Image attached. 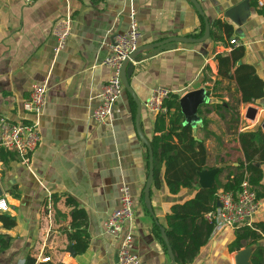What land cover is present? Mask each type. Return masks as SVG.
Masks as SVG:
<instances>
[{
	"label": "crops",
	"instance_id": "crops-1",
	"mask_svg": "<svg viewBox=\"0 0 264 264\" xmlns=\"http://www.w3.org/2000/svg\"><path fill=\"white\" fill-rule=\"evenodd\" d=\"M197 1L211 28L221 20L232 27L231 36L218 31L221 40L216 41L210 30L204 43L178 44L175 50L135 64L130 84L142 104L140 125L149 142L156 135L157 115L147 108L154 89H168L181 99L202 91V100L194 115L186 116V123L195 139L206 145V170H219L234 148L241 158L237 135L228 131L216 111L204 108L199 115L197 109L202 103L234 104L242 99L237 82L219 77L218 68H232L234 75L236 68L248 66L264 84V13L257 0ZM131 8L142 33L139 47L172 37L204 35L199 36L203 26L205 31L204 19L189 0H36L31 6L22 0H0V114L15 123L34 121L24 105L39 84H46L48 99L38 119L42 140L31 164L17 157L5 167L0 159L2 198L9 205V211L0 215L16 220L13 229L0 221V235L10 241L0 253V264H29V258L34 264H119L121 239L108 233L106 223L120 206L124 185L135 197V217L124 232L133 233L134 253L143 264H171L155 226L160 236V228L165 229L176 264H236L238 252L229 251L235 231L217 232L205 224H209L205 216L214 209L194 199L200 183L196 189L173 195L163 168L159 186L153 184L151 190L159 225L150 215L143 194L149 155L137 134V106L132 99L134 114L131 96L122 95L112 123L94 119L101 89L114 73L104 62L115 35L128 31ZM67 14L73 19L71 36L56 55L53 28ZM231 40L238 45H231ZM239 110L240 133L258 128L264 133V96L251 104L241 103ZM74 203L87 214L90 245L82 255L69 251ZM177 205H185L189 213L170 219Z\"/></svg>",
	"mask_w": 264,
	"mask_h": 264
},
{
	"label": "trees",
	"instance_id": "trees-1",
	"mask_svg": "<svg viewBox=\"0 0 264 264\" xmlns=\"http://www.w3.org/2000/svg\"><path fill=\"white\" fill-rule=\"evenodd\" d=\"M255 4V1H254ZM225 31L228 36L232 34V27L216 20L211 28V37L220 41L221 36L218 31ZM204 26L199 36H202ZM219 65L221 64L220 59ZM228 65L226 61H223ZM224 65V66H225ZM232 68H218V75L224 80H235L242 93V99L235 101L234 104H211L202 103L197 113L202 114V109L206 112L216 111L225 121L227 129L230 133L237 135L236 143H238L241 158H237L239 154L236 148L233 155L227 154L223 160L216 177V184L211 189L196 190L194 199L203 205L217 208L218 192L224 190L233 192L236 195L243 181L248 179L251 185L257 191L258 200H264V133L258 128L253 131L239 132L241 103L251 104L264 96L263 81L256 75L253 68L243 66L236 68L234 75H231ZM207 81V80H205ZM220 82H215V89ZM134 114H136L135 104L130 97ZM181 98L177 94H171L170 98L164 102V106L168 112L166 114H158L155 122V136L150 141L154 154V184L156 187L160 184V176L164 168V177L171 194H179L182 190L196 189L199 185V172L208 169L209 153L203 141L195 139L193 128L186 123V115L182 110ZM18 155L0 149V159L5 167L10 166L12 161L17 160ZM68 204L72 202L67 201ZM75 209L72 213V232L69 233V240L73 245V249L77 255L84 254L90 245V236L86 229L87 214L84 210L78 209L76 203L73 204ZM189 210L185 205L174 206L169 214L170 219L176 218L178 215H186ZM0 221L6 229L16 227V220L5 215H0ZM206 225L213 228L205 222ZM159 226H155V231L159 239L162 241ZM235 239L229 245L231 253H237L249 246H256V250L252 256L253 264H264V222H254L253 227L242 226L235 230ZM163 243V241H162ZM10 245L9 239L4 235H0V253L7 249ZM29 264H34L32 258L28 259Z\"/></svg>",
	"mask_w": 264,
	"mask_h": 264
},
{
	"label": "built area",
	"instance_id": "built-area-1",
	"mask_svg": "<svg viewBox=\"0 0 264 264\" xmlns=\"http://www.w3.org/2000/svg\"><path fill=\"white\" fill-rule=\"evenodd\" d=\"M26 6H31L36 0H22ZM258 8L264 13V0H257ZM72 17L67 14L60 18L53 28L57 40L55 54L61 53L67 46L72 31ZM142 37L137 14L134 8L129 12V29L126 33L116 34L111 46L109 57L104 65L113 70L112 78L102 87L98 96L99 106L94 112V119L100 124L112 123L118 101L125 93L120 78L123 62L137 50ZM231 45H238L237 40H231ZM172 92L165 88H156L147 103V108L154 115L166 114L164 102ZM47 86L39 84L34 86L24 109L34 117L31 122H11L0 114V149L18 155L24 164L30 165L32 156L41 144L39 117L47 105ZM218 201L221 207L205 216V220L212 225L215 231L230 229L236 230L242 226L253 227V223L260 211L261 201L258 200L257 191L246 179L241 184L239 192L220 190ZM9 211L6 199L0 198V213ZM135 217V197L131 189L124 185L120 190V206L112 213L106 223V230L114 238H120L118 253L119 264H143L139 255L134 253V237L132 232L125 233L124 228Z\"/></svg>",
	"mask_w": 264,
	"mask_h": 264
},
{
	"label": "water",
	"instance_id": "water-1",
	"mask_svg": "<svg viewBox=\"0 0 264 264\" xmlns=\"http://www.w3.org/2000/svg\"><path fill=\"white\" fill-rule=\"evenodd\" d=\"M195 9L198 11L201 17H203L204 22H205V31L204 35L202 38L199 39H194V38H183V37H172V38H167L163 41L156 42L153 44H148L145 46L138 47L135 52H133L129 58H127L120 70V78L122 80L125 92L129 94L132 99L134 100L136 106H137V115H136V130L137 134L142 142V144L147 148L148 150V155H149V175L148 179L146 181V185L143 191L144 194V204L147 210L149 211L150 215L153 217L155 222L158 224L155 212L152 206V201H151V190L154 184V154L153 150L151 147V143L147 140V138L144 136L143 131L141 129L140 121H141V114H142V104L137 97L133 87L130 84V79L133 77L134 72H135V64L144 62L150 58H153L157 56L158 54L165 52V51H171L175 50L177 48L178 44H200L204 43L210 38V30H211V24L207 17L205 16V13L199 4L197 0H189ZM245 6L243 4L240 6L242 9ZM235 10L231 11L230 14H232ZM146 54V56H144ZM202 100V91H194L186 94L181 100V107L183 112L185 113L186 116L192 117L194 115V112L198 106V103ZM262 128L264 130V122L262 124ZM219 170L214 169V170H204L202 172H199L198 178H199V183L203 189H211L215 186L216 184V177L218 175ZM4 196V193L0 187V198ZM217 207H221L220 201L217 203ZM159 225V224H158ZM161 230V236L163 239V242L167 248L169 258L171 260V264H176V260L173 254V250L171 248V244L168 240L167 233L164 228H160ZM256 250V246H249L241 251H239L236 256V264H253L252 263V256ZM71 254H75L73 248H70L69 250Z\"/></svg>",
	"mask_w": 264,
	"mask_h": 264
},
{
	"label": "rangeland",
	"instance_id": "rangeland-1",
	"mask_svg": "<svg viewBox=\"0 0 264 264\" xmlns=\"http://www.w3.org/2000/svg\"><path fill=\"white\" fill-rule=\"evenodd\" d=\"M257 217L260 219V218H263L264 219V200L261 201V208H260V211L257 215ZM256 217V218H257Z\"/></svg>",
	"mask_w": 264,
	"mask_h": 264
}]
</instances>
